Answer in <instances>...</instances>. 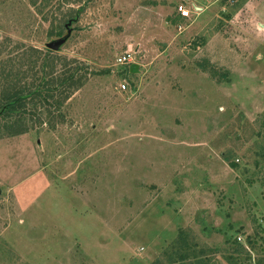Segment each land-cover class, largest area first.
I'll use <instances>...</instances> for the list:
<instances>
[{
  "label": "rangeland",
  "instance_id": "rangeland-1",
  "mask_svg": "<svg viewBox=\"0 0 264 264\" xmlns=\"http://www.w3.org/2000/svg\"><path fill=\"white\" fill-rule=\"evenodd\" d=\"M45 62L0 119V264H264V0H0L9 84Z\"/></svg>",
  "mask_w": 264,
  "mask_h": 264
},
{
  "label": "trees",
  "instance_id": "trees-1",
  "mask_svg": "<svg viewBox=\"0 0 264 264\" xmlns=\"http://www.w3.org/2000/svg\"><path fill=\"white\" fill-rule=\"evenodd\" d=\"M58 37H62V33H59ZM34 56L37 57L36 54H34ZM38 60L39 59L33 62V64H35V68L37 67L36 65ZM35 68L32 69L33 72ZM47 68L48 64L46 65L45 62L42 72H38L34 76V83H31V85L25 84L24 86H21V82H18V80V83L16 84L13 82L9 84L10 81L8 80L12 78L14 71L8 69L7 66L3 64L0 75L5 86L3 85V88H0V119L11 121L16 116L26 117L31 112V109L28 107L29 105L35 106L36 104L39 105L42 102V104L48 105L50 101L56 97V93L60 91V85H56L52 79L45 75V69ZM135 70L136 69H134V71ZM76 75L78 74L70 73L69 76H67L66 80L63 82L64 86H67V89L61 91H70L71 87L77 83V79L83 78V76H80L81 78H79V76ZM232 166L236 167L235 164H232ZM182 244L184 245L185 241H183ZM181 258L182 260H186L188 255H182Z\"/></svg>",
  "mask_w": 264,
  "mask_h": 264
},
{
  "label": "water",
  "instance_id": "water-1",
  "mask_svg": "<svg viewBox=\"0 0 264 264\" xmlns=\"http://www.w3.org/2000/svg\"><path fill=\"white\" fill-rule=\"evenodd\" d=\"M69 32H70V31H69ZM69 36H70V33H69V35H68L67 37H65V38H62V39H60V40H58V41L51 42V43L47 44V48H49V49H51V50H53V51H58L59 48H60V46H62L63 44H65V43L67 42Z\"/></svg>",
  "mask_w": 264,
  "mask_h": 264
},
{
  "label": "built area",
  "instance_id": "built-area-1",
  "mask_svg": "<svg viewBox=\"0 0 264 264\" xmlns=\"http://www.w3.org/2000/svg\"><path fill=\"white\" fill-rule=\"evenodd\" d=\"M178 12L183 18H189V17H191V14H192V11L190 9H188L187 6H185V5H180L178 7ZM127 60H128V58L124 57V61H127Z\"/></svg>",
  "mask_w": 264,
  "mask_h": 264
},
{
  "label": "crops",
  "instance_id": "crops-1",
  "mask_svg": "<svg viewBox=\"0 0 264 264\" xmlns=\"http://www.w3.org/2000/svg\"><path fill=\"white\" fill-rule=\"evenodd\" d=\"M195 9H197V7H195Z\"/></svg>",
  "mask_w": 264,
  "mask_h": 264
}]
</instances>
